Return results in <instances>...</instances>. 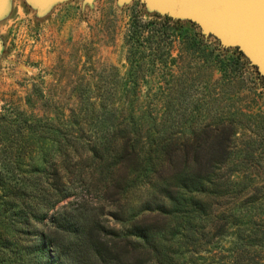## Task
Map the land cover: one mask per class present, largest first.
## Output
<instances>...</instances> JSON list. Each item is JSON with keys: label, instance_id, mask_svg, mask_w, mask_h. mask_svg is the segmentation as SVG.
<instances>
[{"label": "trees", "instance_id": "16d2710c", "mask_svg": "<svg viewBox=\"0 0 264 264\" xmlns=\"http://www.w3.org/2000/svg\"><path fill=\"white\" fill-rule=\"evenodd\" d=\"M156 20H133L129 39L162 57L168 33ZM138 98L129 111L121 102H93L91 120L102 111V124L87 133L74 118L76 129L59 131L49 164L27 157L26 135L38 141L41 133L5 122L0 199H8L0 207V264L254 263L245 255L249 241L219 243L232 227V215L218 204L228 197L219 170L233 131L221 121L219 130L198 127L174 137Z\"/></svg>", "mask_w": 264, "mask_h": 264}, {"label": "rangeland", "instance_id": "374dc122", "mask_svg": "<svg viewBox=\"0 0 264 264\" xmlns=\"http://www.w3.org/2000/svg\"><path fill=\"white\" fill-rule=\"evenodd\" d=\"M153 13L138 0H65L41 14L27 0H9L0 18V144L9 139L5 122L29 126L42 137L26 135L27 157L49 164L59 131L76 129L74 118L87 133L102 124V111L91 120L93 102H121L129 111L137 95V105H150L159 128L174 137L219 130L223 121L233 134L219 170L228 197L218 207L232 215V227L219 243L249 241L245 255L264 264V84L237 49ZM133 20H156L167 30L162 57L129 39Z\"/></svg>", "mask_w": 264, "mask_h": 264}, {"label": "water", "instance_id": "95a60500", "mask_svg": "<svg viewBox=\"0 0 264 264\" xmlns=\"http://www.w3.org/2000/svg\"><path fill=\"white\" fill-rule=\"evenodd\" d=\"M65 0H27L38 13ZM91 4L93 0H82ZM132 0H117L124 4ZM148 10L195 24L222 48L237 49L264 78V0H138ZM9 0H0V18ZM2 44L0 42V50Z\"/></svg>", "mask_w": 264, "mask_h": 264}]
</instances>
